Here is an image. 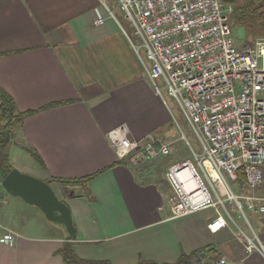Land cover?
<instances>
[{
	"label": "crops",
	"instance_id": "0c3cea01",
	"mask_svg": "<svg viewBox=\"0 0 264 264\" xmlns=\"http://www.w3.org/2000/svg\"><path fill=\"white\" fill-rule=\"evenodd\" d=\"M104 5L108 8L104 0H0V88L21 112L63 103L24 118L9 147L12 168L46 182L111 166L89 182L87 192L47 182L70 211L74 241H66L62 224L47 221L16 197L23 204L11 211L13 224L2 223L0 214V235L3 228L17 234L14 245L0 244V264H72L61 253L67 248L80 260L111 264H170L182 252L200 249V264H217L220 258L226 264H264L260 252L246 251L232 226L210 233L214 214L203 213L208 209L169 220L171 187L165 174L162 181L154 179L150 165L142 166L155 159L114 165L123 160L110 146L109 130L124 126L131 139L152 134L167 141L163 127L170 118L167 102ZM99 17L104 22L95 26ZM13 147L35 163L31 171L11 161ZM20 210L31 222L18 219ZM37 215L44 222L33 224ZM257 215L253 230L264 244V212Z\"/></svg>",
	"mask_w": 264,
	"mask_h": 264
},
{
	"label": "built area",
	"instance_id": "2783aa9c",
	"mask_svg": "<svg viewBox=\"0 0 264 264\" xmlns=\"http://www.w3.org/2000/svg\"><path fill=\"white\" fill-rule=\"evenodd\" d=\"M122 19L133 29L135 44L120 26L154 90L161 79L167 95L177 102L193 130L200 151L190 146L192 159L167 167L171 187L169 220L213 209L207 224L215 234L232 226L247 252L264 256V244L242 210L244 200L264 203V196L236 194L230 182L242 173L245 188L255 191L264 184V38L235 47L231 39V6L222 0H118ZM99 17L95 26L103 24ZM144 51L145 59L140 55ZM110 146L130 166L170 153L159 136L131 139L124 126L107 132ZM1 179H0V190ZM255 213H263L259 204ZM240 214L249 234L232 214ZM17 234L3 228L0 244L12 246ZM217 264H226L220 258Z\"/></svg>",
	"mask_w": 264,
	"mask_h": 264
},
{
	"label": "rangeland",
	"instance_id": "374dc122",
	"mask_svg": "<svg viewBox=\"0 0 264 264\" xmlns=\"http://www.w3.org/2000/svg\"><path fill=\"white\" fill-rule=\"evenodd\" d=\"M106 5L108 6V9L112 11V14L115 16L117 21L121 24V26L126 30L127 34L132 38L133 42L135 44H138L139 41L137 37L134 36L133 34V29L132 27L122 19V13L119 10V4L118 0H104ZM231 39L235 43V47L240 48L243 47L245 39H244V33L242 30L239 28H234L231 26ZM252 43V42H251ZM251 43L248 44L252 45ZM140 55L141 57L145 60V62L148 64L147 60L145 59V54L143 50H140ZM157 84L160 87V92L161 95L164 97L165 101L167 102V106L169 109V121L166 122V124L163 127V132H165L167 143L169 146V151L170 153L164 157H158L157 159L153 160L150 163H147L146 166L142 165L144 167H147L150 165V170L153 172L152 178L154 179H159V180H164V174L166 171V167L168 164H172L175 162H180L185 159H192L191 151L189 149V146L195 151L199 152L200 151V146L199 143L195 137V134L193 130L191 129L190 125L186 121L182 110L180 109L179 105L175 101V99L169 97L167 95V89L161 79L157 81ZM13 146V143L11 144V147ZM15 148H11V153H10V159L11 161H16L20 164H23L25 168L31 171L30 164H34L30 159H25L20 155L19 152H15ZM36 166V165H35ZM147 169V168H146ZM31 176V175H30ZM33 177V176H32ZM161 180V181H162ZM230 185L234 192L236 194H246L244 191L245 189V184L244 182H230ZM54 188V187H53ZM256 192H259L260 194H264V184L259 188L258 190H255ZM242 202V210L243 213L245 214L247 220L251 224L254 230H256V226L258 225V215L260 213H255L254 209L257 206L256 202H252L251 206H248L244 200H241ZM23 204L20 199L13 197L10 194L4 193L3 198L0 197V214L2 216V223H7L9 225L13 224L10 220V213L12 210L16 209V204ZM33 207L27 208L29 212H34L32 211ZM213 213V209H208L207 211L203 213ZM19 213H23L22 217H19L18 219L23 221L24 223H29L31 222L32 216L29 213H25L24 211L20 210ZM29 215V216H27ZM36 221L33 223H37L38 220L41 219V215H37ZM234 220L236 221L237 225L246 233L249 234L248 228L241 217L240 214H232ZM30 217V218H29ZM23 218V219H22ZM41 222H44V219H41ZM235 230V229H234ZM45 233V231L42 232V234Z\"/></svg>",
	"mask_w": 264,
	"mask_h": 264
},
{
	"label": "trees",
	"instance_id": "16d2710c",
	"mask_svg": "<svg viewBox=\"0 0 264 264\" xmlns=\"http://www.w3.org/2000/svg\"><path fill=\"white\" fill-rule=\"evenodd\" d=\"M225 5L232 8L230 14V24L234 28H240L244 33V45L248 46L249 43L255 38H264V0H222ZM63 103H53L43 108L31 111L21 112L17 109L13 99L0 88V179L2 180L12 169L9 163V147L14 143L15 131L20 129L23 120L26 116L39 112L41 110L50 109L60 106ZM33 157L40 167H44L39 156L33 152ZM126 164V161H116V164ZM111 167V166H110ZM110 167L103 168L92 174L72 179H48L46 182L56 181L61 185L81 187L86 192L88 191V184L96 177L103 174ZM238 182H243V176L240 172ZM245 193L250 192L245 188ZM202 249L195 250L190 253H181L177 260L170 264H200L199 254ZM62 255L67 263L72 264H111L108 261H85L76 258L69 248L63 250ZM138 264H168V263H154V262H139Z\"/></svg>",
	"mask_w": 264,
	"mask_h": 264
},
{
	"label": "water",
	"instance_id": "95a60500",
	"mask_svg": "<svg viewBox=\"0 0 264 264\" xmlns=\"http://www.w3.org/2000/svg\"><path fill=\"white\" fill-rule=\"evenodd\" d=\"M1 186L2 192L0 196L7 193L20 198L26 204L38 208L47 221L64 226L67 233L66 241H74L76 239L68 207L58 199L47 182L12 168L2 179Z\"/></svg>",
	"mask_w": 264,
	"mask_h": 264
}]
</instances>
